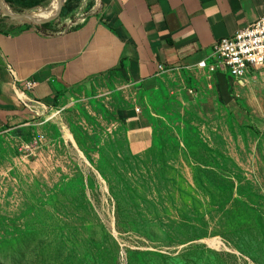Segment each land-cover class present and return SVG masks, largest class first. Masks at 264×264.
<instances>
[{"label": "rangeland", "instance_id": "obj_1", "mask_svg": "<svg viewBox=\"0 0 264 264\" xmlns=\"http://www.w3.org/2000/svg\"><path fill=\"white\" fill-rule=\"evenodd\" d=\"M174 74L138 87L114 72L1 131L0 264H264V77ZM184 85L213 96L215 118L183 108ZM130 107L154 124L138 154L120 119ZM210 151L242 196L196 189L191 163Z\"/></svg>", "mask_w": 264, "mask_h": 264}, {"label": "crops", "instance_id": "obj_2", "mask_svg": "<svg viewBox=\"0 0 264 264\" xmlns=\"http://www.w3.org/2000/svg\"><path fill=\"white\" fill-rule=\"evenodd\" d=\"M84 13L80 8L77 30L60 36H42L32 27L0 33V133L29 120L32 103L46 104L58 91L114 72L138 87L160 75L159 66L188 67L193 78L203 74L222 83L230 76L197 70L196 64L210 63L216 41L262 17L264 0H92L89 15ZM25 82L36 86L26 90ZM175 98L198 117L215 118L213 96H196L184 85ZM136 109L123 110L120 119L129 151L138 154L150 148L154 124Z\"/></svg>", "mask_w": 264, "mask_h": 264}, {"label": "trees", "instance_id": "obj_3", "mask_svg": "<svg viewBox=\"0 0 264 264\" xmlns=\"http://www.w3.org/2000/svg\"><path fill=\"white\" fill-rule=\"evenodd\" d=\"M2 1L7 7L6 10L13 16L29 15L41 9H47L51 16H54L58 9L57 0L52 5L50 4L52 0ZM49 6L50 8L48 9ZM91 6L92 0H88L85 5L82 4V0H65L59 14L51 22L43 24L14 19L12 16L0 10V33L15 35L22 27H32L42 36H60L77 30L83 24V19L77 18L80 8L85 12L83 16H88ZM43 16L45 17L46 15L43 14ZM117 70L120 72L123 71V66L120 65ZM210 152L212 153L209 156L211 162L208 163L207 161L199 160L191 163L193 181L196 189L203 195H209L210 192H214L217 196H231L234 187H236L238 196H242L241 190L243 187L240 177L228 171L223 164V167L221 166L219 160L223 158L222 155L217 151Z\"/></svg>", "mask_w": 264, "mask_h": 264}, {"label": "built area", "instance_id": "obj_4", "mask_svg": "<svg viewBox=\"0 0 264 264\" xmlns=\"http://www.w3.org/2000/svg\"><path fill=\"white\" fill-rule=\"evenodd\" d=\"M197 70H207L208 73L224 72L234 79H245L250 76L264 77V15L256 22L234 33L232 37L216 41L212 47L210 63L200 61ZM191 72L188 67L169 69L159 66L158 73ZM35 83L25 82L24 88L31 90ZM139 113V110L136 109Z\"/></svg>", "mask_w": 264, "mask_h": 264}, {"label": "water", "instance_id": "obj_5", "mask_svg": "<svg viewBox=\"0 0 264 264\" xmlns=\"http://www.w3.org/2000/svg\"><path fill=\"white\" fill-rule=\"evenodd\" d=\"M58 1V9L57 12L54 16L51 17H46V18H42V19H35L32 15H19V16H13L11 13H9L6 8H5V4L2 0H0V10L3 11L4 13H6L7 15L12 16L14 19H18V20H26V21H33L35 23L38 24H43V23H47V22H51L60 12L61 7H62V0H57Z\"/></svg>", "mask_w": 264, "mask_h": 264}]
</instances>
